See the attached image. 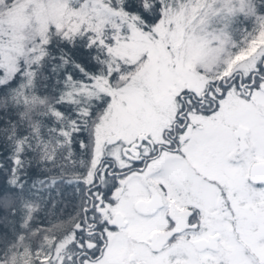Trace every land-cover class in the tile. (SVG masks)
I'll return each mask as SVG.
<instances>
[{
	"label": "snow or ice",
	"instance_id": "1",
	"mask_svg": "<svg viewBox=\"0 0 264 264\" xmlns=\"http://www.w3.org/2000/svg\"><path fill=\"white\" fill-rule=\"evenodd\" d=\"M0 264H264V0H0Z\"/></svg>",
	"mask_w": 264,
	"mask_h": 264
},
{
	"label": "rangeland",
	"instance_id": "2",
	"mask_svg": "<svg viewBox=\"0 0 264 264\" xmlns=\"http://www.w3.org/2000/svg\"><path fill=\"white\" fill-rule=\"evenodd\" d=\"M247 27H248V22L245 18H243L242 16L234 18V21H233L232 25L230 26L233 39H239L240 34H242L243 31Z\"/></svg>",
	"mask_w": 264,
	"mask_h": 264
}]
</instances>
